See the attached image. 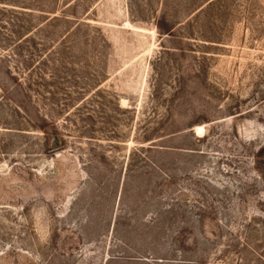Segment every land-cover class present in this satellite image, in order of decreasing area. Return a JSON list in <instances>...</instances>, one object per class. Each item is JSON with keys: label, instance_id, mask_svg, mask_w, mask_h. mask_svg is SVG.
<instances>
[{"label": "rangeland", "instance_id": "374dc122", "mask_svg": "<svg viewBox=\"0 0 264 264\" xmlns=\"http://www.w3.org/2000/svg\"><path fill=\"white\" fill-rule=\"evenodd\" d=\"M0 264H264V0H0Z\"/></svg>", "mask_w": 264, "mask_h": 264}]
</instances>
